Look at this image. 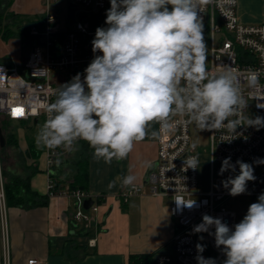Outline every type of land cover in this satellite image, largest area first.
Segmentation results:
<instances>
[{"label": "clouds", "instance_id": "9594fccd", "mask_svg": "<svg viewBox=\"0 0 264 264\" xmlns=\"http://www.w3.org/2000/svg\"><path fill=\"white\" fill-rule=\"evenodd\" d=\"M106 27H97L91 41L93 59L84 69L60 85L54 101L45 105L46 119L35 137L37 149L67 152L85 141L95 161L110 164L126 159L137 143L159 139L176 128V117H185L201 131L240 126L264 128V117L246 116L252 93L264 91L261 70L248 69L242 80L231 67L211 74L207 67L202 5L235 6L237 0H109ZM223 14V13H222ZM246 84L250 97L245 96ZM261 107L260 105H258ZM159 130H150L152 124ZM264 164V159L254 161ZM59 167L61 161H55ZM198 157H186L185 168H197ZM149 168L151 163H147ZM239 173L222 181L228 194L246 193L255 181L252 164L231 157L222 161L220 174ZM137 177L121 178L124 188L135 187ZM110 182L108 187H115ZM195 201H177L189 209ZM214 228V232L210 229ZM193 232L214 236L223 264H264V193L251 203L243 219L230 227L208 214ZM202 239V237H201ZM202 253L204 246L196 245ZM197 264H216L197 255Z\"/></svg>", "mask_w": 264, "mask_h": 264}, {"label": "built area", "instance_id": "2783aa9c", "mask_svg": "<svg viewBox=\"0 0 264 264\" xmlns=\"http://www.w3.org/2000/svg\"><path fill=\"white\" fill-rule=\"evenodd\" d=\"M58 1L80 7L83 19L79 16L63 25L51 9V5ZM108 4L109 0H46L45 11L29 27L32 40L21 68L0 62V127L2 119L29 124L31 128L38 127L45 122V105L55 100L57 88L69 82L77 73H81L83 79L84 69L94 56L91 41L95 31L85 22L88 18L87 11L99 12L107 9ZM219 4L223 5V0H219ZM200 15L204 23L209 72L215 74L231 67L243 80L248 69H259L260 83L264 85V24L242 23L238 15V0L231 7H221L217 3L202 5ZM242 88L244 95L250 97L246 84H242ZM251 95H255L257 99L249 98L245 115L264 117V91ZM16 109H21L22 113L16 114ZM175 119V130L167 135L161 134L157 139V160L144 184L128 187L120 196L127 202L131 196L147 191L153 196L171 199L170 212L178 225L172 243L173 255L157 254L155 264H197V255L206 259L213 258L216 264H223L226 256L215 246L214 236L207 232H193V228L202 222L204 214L222 218L232 227L247 213L248 208L244 213H238L225 205L228 199L234 197L228 194L222 181L239 173L237 166L235 172L220 174L222 161L227 157H231L233 164L242 160L252 164L254 168L256 180L249 181L246 193L238 196H247L254 203L264 193V164L254 163L258 158L264 159V128L257 130L255 127L240 126L235 133L227 129L208 131L209 148L202 152L192 141V124L186 123L185 117ZM85 143L79 141L76 148ZM74 152H67L62 148H44L48 169L46 195L49 198H72L75 204L72 222L76 225L83 223L87 227L92 222L90 212H97L98 206L94 203L89 209L85 208V202L91 198L86 191L70 188L56 190L51 172L57 159H66ZM186 157H198V167L185 168ZM203 161L207 163L208 182L203 181L200 175L199 166ZM4 178L0 141V264H11ZM192 200L196 203L191 209L177 204V201ZM210 231L214 232V228ZM93 244L94 241L90 242V245ZM197 244L204 246L202 253L197 252ZM27 264L44 263L29 259Z\"/></svg>", "mask_w": 264, "mask_h": 264}, {"label": "crops", "instance_id": "0c3cea01", "mask_svg": "<svg viewBox=\"0 0 264 264\" xmlns=\"http://www.w3.org/2000/svg\"><path fill=\"white\" fill-rule=\"evenodd\" d=\"M62 2L69 9L76 7ZM45 3L46 0H12L10 10L37 19L45 11ZM259 6L262 7L260 14L256 12ZM238 15L244 24L261 23L264 21V0H238ZM58 18L64 25L76 17L62 19L58 15ZM5 57L1 50L0 62L14 66H21L26 58L22 55L19 61H8ZM150 130L158 131V124H152ZM17 136L19 146L23 148L20 144L23 132ZM157 155L158 141L152 138L137 143L126 159H114L110 164L95 161L93 150L85 144L77 147L74 154L60 160V166L53 167L51 172L64 188H69L78 175L77 163L86 161V192L92 204L98 206L97 212H90L92 222L87 227L83 223L74 224V201L64 196L49 198L47 205L32 209L9 207L11 264H27L29 259L44 264H128L131 255H173L172 243L178 225L170 212L171 199L153 196L147 191L131 196L127 202L120 196L126 189L121 186V178L133 174L137 177L135 185H143L150 169L147 163L153 166ZM38 167L39 171L32 176L31 187L46 195L48 169L44 153L38 159ZM113 181L115 187L109 188ZM1 226L0 217V230ZM92 241L94 244L90 245Z\"/></svg>", "mask_w": 264, "mask_h": 264}, {"label": "trees", "instance_id": "16d2710c", "mask_svg": "<svg viewBox=\"0 0 264 264\" xmlns=\"http://www.w3.org/2000/svg\"><path fill=\"white\" fill-rule=\"evenodd\" d=\"M12 0H0V38L4 41L20 40L22 49L27 51L30 48L32 38L29 35V27L36 20L33 17H24L10 11ZM15 27H18L17 30ZM11 120L2 119L1 132L6 138V145L2 148L3 162H4V180H5V196L6 207H20L24 209H32L38 206L47 205L49 197L41 195L31 187V179L38 171V159L42 156L44 148L37 149L35 144V136L29 137L28 148L24 151L21 150L17 134L4 129L3 125ZM7 124V123H6ZM18 125H26L18 123ZM88 149H91L85 143ZM11 148L14 156L17 158L13 165L7 166L6 161V148ZM28 158L33 160L31 166L27 165ZM19 159V160H18ZM56 166V165H55ZM54 166V167H55ZM78 175L75 181L70 184V189H80L86 191L87 189V166L86 161H79L77 163ZM21 169V170H20ZM54 177V176H53ZM56 190L63 189V185L56 177ZM157 254H136L131 255L128 264H155Z\"/></svg>", "mask_w": 264, "mask_h": 264}, {"label": "rangeland", "instance_id": "374dc122", "mask_svg": "<svg viewBox=\"0 0 264 264\" xmlns=\"http://www.w3.org/2000/svg\"><path fill=\"white\" fill-rule=\"evenodd\" d=\"M51 8L62 19H66L68 16L78 18L79 15L82 13V9L80 7H74L73 9L72 8L69 9L62 1H58V2L53 3ZM109 8H110V2L108 4V8L105 10H102L99 12L87 11L88 18L86 19L85 22L89 25V28L92 31H95L97 29V27H103L104 25H106L105 24L106 11ZM261 11H262V7L259 6L257 8L256 12L258 14H260ZM68 12H71L70 15H67ZM263 24H264V21H262L261 23H258L257 25H263ZM17 28L18 27H15L16 30H17ZM21 48H22L21 42L18 39L17 40H9V41L1 40V42H0V51L2 50L4 52L5 56H7V57H5V59H7L8 61H10V60L19 61L20 57L22 55L27 56L29 51H24V49L21 50ZM16 67L21 68L19 65H16ZM6 123H4V125H3L4 129H8V130H10V131H12L18 135H19V133L23 132L24 138L22 140H20V144H21V146H23V148L21 147V150L24 152L28 148V145H29L27 139L29 137H34V136L36 137L37 132L39 131L40 127L43 125V123H40V125L38 127L31 128L29 126V124L21 126V125H18V122H15V121H9ZM190 134H191V138H192L193 143L195 144L196 147H198V149L200 151L203 152L205 149L208 150V148H209L208 147L209 132L207 130L201 131L194 124H192L190 126ZM5 153H6L7 166L13 165L17 161L16 160L17 158L13 154L14 152L12 151L11 148L7 147L5 149ZM203 154H205V153H203ZM203 157H206V155H203ZM202 160H204V159H202ZM26 163H27V165L31 166L33 163V160L28 158ZM199 168H200L201 179L205 182H208L209 174H208V170H207V163L205 161L201 162ZM250 204H251V199L247 196H237L234 198H230L225 203L227 208L234 210L238 213H244Z\"/></svg>", "mask_w": 264, "mask_h": 264}, {"label": "water", "instance_id": "95a60500", "mask_svg": "<svg viewBox=\"0 0 264 264\" xmlns=\"http://www.w3.org/2000/svg\"><path fill=\"white\" fill-rule=\"evenodd\" d=\"M80 19H83V16H81ZM0 141H1L2 148H4L5 145H6V138L4 137L2 132L0 133ZM151 171H152V169L150 168L148 173H150ZM91 204H92V199H88L85 202L84 206H85L86 209H88L91 206Z\"/></svg>", "mask_w": 264, "mask_h": 264}, {"label": "snow or ice", "instance_id": "6c2138e0", "mask_svg": "<svg viewBox=\"0 0 264 264\" xmlns=\"http://www.w3.org/2000/svg\"><path fill=\"white\" fill-rule=\"evenodd\" d=\"M15 112H16V114H21L22 110L21 109H16Z\"/></svg>", "mask_w": 264, "mask_h": 264}]
</instances>
